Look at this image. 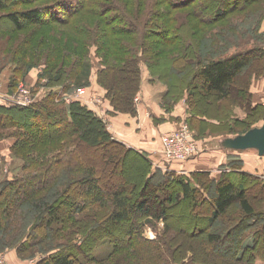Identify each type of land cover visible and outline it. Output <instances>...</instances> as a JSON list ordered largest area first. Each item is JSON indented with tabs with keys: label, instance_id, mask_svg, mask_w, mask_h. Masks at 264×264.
<instances>
[{
	"label": "trees",
	"instance_id": "trees-1",
	"mask_svg": "<svg viewBox=\"0 0 264 264\" xmlns=\"http://www.w3.org/2000/svg\"><path fill=\"white\" fill-rule=\"evenodd\" d=\"M250 1L256 0H55L45 6L10 11V21L21 30L25 23L45 24L51 17L65 21L61 15L65 13L52 15L64 9L73 21V29L84 35L80 38L78 55L73 51L69 55L70 58L74 54L77 59L74 67H64L68 54L61 60L50 56L38 60L44 64V75L49 82L39 100L34 97L33 103L25 107L0 103V136L13 129L18 136L14 147L38 141L63 143L50 145L60 150L54 158L38 159L45 148H39L38 154L35 147L24 168L39 160L47 166H36L0 184V223L3 224L0 227H7L12 211L28 202L30 209L37 213L34 231L41 232L39 228L43 225L49 234L50 229H55L54 224L66 228L72 221L71 228L78 232L72 234L73 238L77 235L82 240L76 251L86 259L97 241L103 237L113 241L110 258L117 255L111 262L107 258L100 260L104 264H259L258 255L264 250V219L263 225L254 226L264 214L261 209L264 200H257L258 192L264 198V186L256 189L255 195L251 194L254 186L258 188V179L251 176V181L246 178L237 183L226 172L215 180L209 171L179 173L168 166L166 173H157L162 168L153 167L146 155L113 138L106 121L87 104L75 98L64 99L77 87L89 85V77L86 82L82 80L89 68V47L99 44L100 51L105 53L102 51L98 83L105 88L114 106L112 112L136 114L142 56L152 52L158 60L145 61L151 73L162 76L158 69L165 71L163 65L169 59L161 54L164 42L183 37L173 26L179 7L188 8L198 23L206 25L246 9ZM4 4L5 0H0V6ZM22 35L19 42L25 44L28 37ZM190 47L188 44L187 50ZM252 52L253 49H246L231 55L207 57L201 53L202 58L198 57L195 63L197 69L191 75L190 70L185 71L181 82L173 83L175 92L171 88L166 91L162 104L173 101L168 108L171 110L186 97L189 103L186 120L190 124H196V120L207 124L199 114L204 110L202 99L222 106L223 101L233 99L239 90L250 96L252 77L247 80L246 76L245 80L243 75L251 69L250 60L255 55ZM186 56H190L189 51ZM262 57L264 60V48ZM35 64L31 62V66ZM22 66L14 70L19 71ZM188 76L200 79V92L196 91L199 84L189 88L190 82H185ZM10 78V83L16 85L19 75L13 73ZM169 94L171 99H167ZM192 101L197 109L193 108ZM87 154L92 160L86 158ZM95 156H98L96 161ZM124 167L128 168L127 174L131 173L130 179L117 188L105 183L104 178H111L116 170ZM62 172L67 173L65 179L61 177ZM94 204L103 210L91 209ZM205 204L211 208L204 210ZM159 221L165 225L162 233L155 238L145 237L144 228ZM43 237V233L35 236L30 245ZM247 241L250 245L245 246ZM76 242L45 257L43 264H84L78 253L71 250ZM227 244L223 252L217 249ZM126 248L130 250L120 254ZM197 249L202 250L199 253Z\"/></svg>",
	"mask_w": 264,
	"mask_h": 264
},
{
	"label": "rangeland",
	"instance_id": "rangeland-1",
	"mask_svg": "<svg viewBox=\"0 0 264 264\" xmlns=\"http://www.w3.org/2000/svg\"><path fill=\"white\" fill-rule=\"evenodd\" d=\"M54 1L55 0H5L4 6H0V103L8 102V104H14L11 102L12 98L23 99V97L28 98V96L31 95L33 98L37 97L39 100V97H41V95H43L48 89L47 83L49 82L47 77L44 75V64L38 60H43L45 57L48 58L47 56L55 57L56 59L61 60L64 58L65 54H68L64 67L68 69L71 65L74 67L77 64V59L74 57L79 53V47H81L80 38L84 34L81 35L80 31L77 32L73 29V21L69 20L70 17H68V15L66 16L67 10L61 9L58 13L52 14L60 15L61 13H65L61 14L63 16V20L65 21H58L59 18L51 17L49 22L45 24L25 23L24 28L21 30L16 29L17 27H15L13 22H11L8 17V13L10 11H19L35 6H45L54 3ZM187 1L188 0H181V2ZM175 14L177 15V19L173 21V26L175 25V27L181 31L183 37L178 40L174 39L171 42H164L165 44L162 46V56L169 57V59L165 63L166 65H163L166 70L163 71L158 69V73L162 76L167 74V76L159 77L150 72L145 59L151 61L158 60V58H154L152 56V52L148 51V54H144V56H142L143 71L139 91L142 89V84L148 83L150 81L149 79H151L150 83L154 88L152 92L156 97H159L158 92L164 87L167 92L168 89L171 88V92L174 93L175 90L173 83H180L181 76L184 75L183 73L185 71L189 72L190 70L189 75L193 74L194 69H197L195 64L197 62L196 60H198V57H201V53H204L207 57L209 55H231L237 51L253 49L252 53H255V55L251 57L250 60L249 65L251 69H248V71L243 75L245 80L246 76L248 77L247 80H249V77H252L249 87L250 96H248L247 92L244 93L239 90L233 97L234 100L227 99L223 101L222 106H218L217 103H214V101L207 102L202 99L203 102L201 104L204 110H200L199 114L203 115L207 120L208 123L205 125L198 120H196V124H190V122L186 120L189 116V103L187 102L186 97H184L180 101H185L187 107V117L185 118V121L180 122L181 124L187 123L189 125L199 144L201 143L200 141L205 138L225 136L234 137L238 134L244 133L252 127L260 126L264 122V60L262 57V50L264 48V0H256L255 2L250 1V5L246 9L233 12L228 16L219 18L216 22L208 23L206 25L198 23L196 19L190 15L188 8L179 7L178 10L175 11ZM74 21H77V19L75 18ZM158 21L162 22V20ZM170 22L171 21L169 20V23ZM22 34L28 37V39L25 40V44H21L19 42L23 36ZM188 44L191 46L189 50H187ZM100 47L101 46L99 44H94L89 47V68L86 70L85 78L82 80L86 82L89 77L90 83L87 86H81V88L85 89V93L78 96L77 93L80 88L77 87L75 91L68 96H72L84 103V96L88 94V91H90V93H94L91 90L92 87L90 86L94 82L98 83V73L103 65L101 57L102 54L105 53L104 50H102L103 53L100 51ZM41 50H43V52ZM72 51L75 55L71 54L69 58ZM188 51L190 56H186ZM259 52L261 53L259 54ZM39 55L42 56L38 58ZM32 61L34 64L36 63L33 66H31ZM21 64H23L20 68L21 70L15 71L14 69L19 67ZM189 65H192V67L187 68L186 66ZM26 69L27 71L25 72ZM145 72H147V76L144 75ZM13 73L16 76L19 75V78H17L18 83H16V85H12V83H10V77ZM81 73H83V71ZM185 82H190L189 88H191V86L199 84L200 79L188 76L187 81ZM98 85L105 90L101 84L98 83ZM200 90L201 87L199 84L196 91L200 92ZM166 91L159 98L160 107L163 114H170L180 101L174 104L173 109L168 110L169 105H171L173 101H170L167 104H162L164 96L167 93ZM5 96H7L6 99L2 98ZM95 96L96 95H89V100L92 101V98ZM185 96L188 95L185 94ZM103 97L108 99L105 95L99 97L101 101ZM168 97L171 99L170 94L167 96V99ZM64 99L66 100L65 97ZM108 101L110 100L108 99ZM192 103L193 108L197 109L194 101H192ZM112 107L114 109L113 105ZM108 113L110 112L108 111ZM115 113L130 112L118 111ZM111 114L114 113L111 111ZM174 120L175 119H173V117H170L171 122ZM179 123L176 127H178ZM109 124L112 125L111 122ZM209 125L212 128L208 127ZM9 132L10 133L5 136H0V184L4 182L5 179L10 180L15 175H24L26 172L31 171L30 169L32 168L36 169V166L43 168L47 166V164H43L42 161L39 160L38 162H34L31 167L24 168L26 161H29L33 156L32 153H34L35 147L37 148L36 152H38V154H40L39 148H45L43 150L41 149V155L38 156V159H41L42 156L54 158L58 151H60L59 149H54L53 146H50L55 143H61L58 142L59 140L52 142L46 141L44 143L39 141L31 142L28 143L29 145H25L24 147H14L13 142L18 136L13 129L9 130ZM47 147L51 148L47 149ZM59 148L62 149V147ZM233 151L234 154L228 155L227 163H223L213 169H206L205 171H209L211 176L215 177V180H217L216 178L219 176L221 177L223 173L227 172V174H229L233 180L237 181V183L246 178L248 181H251L252 178L250 177H255L256 180L258 179L260 182L257 184L258 188L254 186V192L253 190L251 191V194L255 195L258 191L256 189L264 186V153L260 154L256 148ZM87 157L89 158L88 160H92V156L90 154H87L86 158ZM146 157L151 160L153 167L162 168L158 169L159 172L157 173L164 174L167 172L165 170L166 167H164L162 163H156V160L150 158L148 155H146ZM97 159L98 156H95L93 160L96 161ZM65 165L66 163L64 166ZM127 171L128 168L126 167L116 170L111 178H104V181L105 183L112 184L113 187L117 188L124 184L125 180L131 178V173L128 172L127 174ZM32 172L34 171L32 170ZM189 173H191V171ZM61 177L65 179L67 177V173L62 172ZM54 188L56 187L54 186L47 190L49 192ZM139 194L141 195V192H139ZM211 194L213 196L215 191L212 190ZM257 196V200H264L261 193L258 192ZM98 205L99 204L92 205L91 209L99 211L102 208L98 207ZM261 206V209L264 210V204ZM204 207V210L211 208L209 204H205ZM234 210L237 212L238 208ZM36 214V212L30 209V204L28 202L19 205L16 209H14V211H12L7 227H0V257L5 259L6 253L12 251L15 253L16 259H19L22 264H43L45 257L52 255L61 249L67 248L69 244L77 240V242L71 247L72 251H76L82 240L81 237L77 235L73 238L72 234H76L78 232L75 231V228L74 230L71 228L73 224L72 221L69 222L70 224H68L66 228L64 226L54 224L53 226H55V229L53 231L50 229L49 234L48 230L44 229L42 225L39 229H41L44 237L38 243L30 245L32 241H35V236L42 234L40 231H34L33 229L34 223L37 220L35 217ZM263 219L264 214L262 217L257 218L258 223L254 227L263 225ZM1 225L3 224L0 223V226ZM164 226L163 221H159L155 225L146 226L144 228L145 237L155 238L158 234L162 233ZM71 229L72 232H70ZM246 230L251 231L249 228H246ZM103 238L102 240L97 241L93 249L89 252V259H86V256H83L76 251L79 259L84 261V264H104V262L101 263L100 260L107 258L106 260L111 262L115 259L117 253L110 258L113 254L114 242L110 239ZM71 240L73 241L70 242ZM226 242L229 243L228 240ZM247 243L248 244H245V246L250 245L248 241ZM228 246L229 244L223 247L219 246L220 248L217 249L220 252H223L222 249H227ZM127 250H130V248L120 250V254ZM197 250L199 252L202 249ZM258 263L264 264V250L258 255Z\"/></svg>",
	"mask_w": 264,
	"mask_h": 264
},
{
	"label": "crops",
	"instance_id": "crops-1",
	"mask_svg": "<svg viewBox=\"0 0 264 264\" xmlns=\"http://www.w3.org/2000/svg\"><path fill=\"white\" fill-rule=\"evenodd\" d=\"M144 75L147 76V72ZM149 80L148 83L142 84V89L136 97V114H111V111L114 109L110 101L105 97L102 98V101L99 98L105 96L106 91L96 82L90 86L94 93L88 91V94L84 96V103L106 120L108 129L115 139L144 155H148L150 158L155 159L157 163L167 165L179 172L189 173L190 171L213 169L223 163H227L228 155L234 154L233 150H241L226 147L224 139L227 136L210 137L200 141V150L192 158L186 161L166 162L160 153L162 145L161 135L166 131L178 128L181 124L180 121H185L187 107L185 101H180L170 114H163L159 98L165 93L166 89L165 87L161 88L162 90L158 92L159 97H156L152 92L154 88L150 83L151 79ZM89 95L96 96L90 101ZM170 117H173L175 120L171 122ZM110 122L112 125L109 124ZM178 123L179 125L176 127ZM15 256V253L12 251L6 253V263L22 264Z\"/></svg>",
	"mask_w": 264,
	"mask_h": 264
},
{
	"label": "built area",
	"instance_id": "built-area-1",
	"mask_svg": "<svg viewBox=\"0 0 264 264\" xmlns=\"http://www.w3.org/2000/svg\"><path fill=\"white\" fill-rule=\"evenodd\" d=\"M83 93H85V89L80 88L77 95L81 96ZM31 96H28V98L23 97V99L12 98L11 102L21 107L29 106L35 100ZM6 97L2 98L6 99ZM72 98V96H67L66 100L70 101ZM161 141L160 153L166 162L186 161L195 156L200 150V144L195 139L187 123H182L178 128L164 132L161 135ZM164 167H167V165H164ZM0 264H7L2 257H0Z\"/></svg>",
	"mask_w": 264,
	"mask_h": 264
},
{
	"label": "water",
	"instance_id": "water-1",
	"mask_svg": "<svg viewBox=\"0 0 264 264\" xmlns=\"http://www.w3.org/2000/svg\"><path fill=\"white\" fill-rule=\"evenodd\" d=\"M224 145L231 149L256 148L260 154L264 153V122L260 126L248 129L234 137H226Z\"/></svg>",
	"mask_w": 264,
	"mask_h": 264
}]
</instances>
